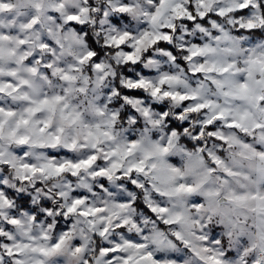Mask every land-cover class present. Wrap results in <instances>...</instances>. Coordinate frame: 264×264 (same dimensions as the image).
Listing matches in <instances>:
<instances>
[{
    "label": "clouds",
    "instance_id": "obj_1",
    "mask_svg": "<svg viewBox=\"0 0 264 264\" xmlns=\"http://www.w3.org/2000/svg\"><path fill=\"white\" fill-rule=\"evenodd\" d=\"M0 264H264V0H0Z\"/></svg>",
    "mask_w": 264,
    "mask_h": 264
}]
</instances>
